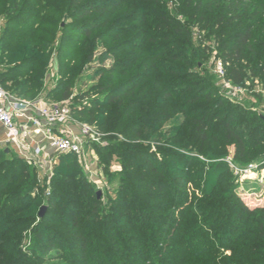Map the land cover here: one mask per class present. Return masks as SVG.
Returning <instances> with one entry per match:
<instances>
[{"label": "trees", "instance_id": "trees-1", "mask_svg": "<svg viewBox=\"0 0 264 264\" xmlns=\"http://www.w3.org/2000/svg\"><path fill=\"white\" fill-rule=\"evenodd\" d=\"M127 1L0 0V18L9 16L6 29L0 31V49L4 47V41H13L6 47H22L15 53V59L20 61L18 67H28L27 71L12 68V71L0 74V81L7 89L25 98H39L49 63L48 53L41 48L46 46V42L58 39L57 27L62 33L67 28L74 30V44L78 45L82 41L81 37L90 36L97 28L106 26L116 10L129 9ZM173 5L187 22L197 24L200 32L206 30L208 36L213 35L217 41L223 40L222 47H219L220 59L233 84L244 86L249 79H259L264 87V0H175ZM95 14L96 17L91 21L85 20ZM62 18L71 20L63 28L58 24ZM99 18L105 20L99 22ZM168 26L173 38L180 39L177 36L184 33L189 36V31L181 24L174 25L170 21ZM181 42L178 40L179 44ZM191 43V39H186L185 45L181 44L180 53L174 55V59L181 60L186 66L193 57L189 56L187 49ZM35 46L37 50L31 52ZM67 54L69 56L71 52ZM166 55L173 57L171 53ZM158 56H162L161 53L156 58ZM76 60L77 67L83 64L80 59ZM71 62L73 58L67 61L65 68L74 74L77 68L71 66ZM196 65L200 68L199 62ZM161 67L156 64L153 68L161 70ZM201 68L205 71L204 67ZM12 72L19 73L11 86L4 77ZM143 77L146 81H139L135 76L129 77L117 88L123 95L113 96L110 91L105 94L106 100L97 98L92 101L93 105L87 112L83 104L80 109L75 102H70L77 120L86 115V123L104 133L119 131L118 134L126 136V142H130L126 146L99 147L94 144L99 167L111 185L107 190L111 192L116 186V196L111 197L108 208L102 203L103 195L98 197L97 187L88 179L84 168L80 167L82 163L77 156L66 154L59 157L54 167V189L47 198V211L42 219L51 217L60 226L67 227L71 234L77 235V241H72L71 246L78 251L83 264L89 263L92 253L100 264H264V209H252L242 201L235 191L229 170L220 164L215 165L210 172L214 179L207 180L201 189L200 185H193L194 173L186 175L185 169L189 165L183 163L195 157L177 153L173 159L180 171L170 173L165 165H157L152 160L150 151L140 149L138 140L152 137L160 130L158 125L151 124L171 118L167 102L176 97L169 90L168 79L164 81L157 76L149 87V75ZM186 77L193 83L184 84L182 93L191 91V85H198V90L187 94L175 108L185 113V119L193 126L192 134L185 140L182 132L178 133L175 135V138H179L176 144L184 139L180 147L185 150L192 147L199 137L203 150L204 144L212 136L211 151H217L218 133L210 131L213 123L218 121L224 129L223 141L234 146V158H245L250 146L263 147L264 120L261 112L241 109L238 112L242 120L232 126L234 109L223 108L225 98L216 94L205 76L199 78L197 73L188 71ZM162 83L167 90L164 99L153 101L152 96ZM111 86V83H106L100 85L98 90L104 91ZM70 87L71 83H68L65 91L59 94L61 98L51 92L44 98L66 101L71 98ZM257 97L260 99L262 95ZM83 99L85 96L76 100ZM200 100L204 103L195 105ZM187 105L190 107L184 109ZM209 111L213 112L210 116ZM10 154L14 158L3 159V155ZM114 156L121 165L120 171L113 172L108 168ZM10 174L13 179L7 186L15 185L16 189L11 192L8 208L4 210L9 218L29 207L30 203L26 206L22 201L28 198L31 188L36 186L38 171L35 165L29 164L12 149L0 148L1 189ZM170 189L176 190L181 197L170 195ZM59 190L63 192L59 193ZM166 200L171 202L168 207L166 203H156ZM16 201V211H11ZM58 209L62 215L52 217ZM158 210L163 212L159 213ZM123 223L128 226L122 227ZM36 237L41 242L35 249L39 256L50 255L59 244L56 237L43 234H37ZM255 242L261 245L255 247ZM223 251L231 255L217 259ZM92 262L96 263L94 258Z\"/></svg>", "mask_w": 264, "mask_h": 264}, {"label": "rangeland", "instance_id": "rangeland-1", "mask_svg": "<svg viewBox=\"0 0 264 264\" xmlns=\"http://www.w3.org/2000/svg\"><path fill=\"white\" fill-rule=\"evenodd\" d=\"M89 1H105V0H89ZM137 1V0H136ZM165 1V2H164ZM173 1L175 0H162V2L138 0H128L127 7L116 10L110 17L106 26L103 28H97L90 36L81 37L80 44H74L76 33L71 28H67L64 33L57 27L58 39L46 42V46L41 48L44 52L48 53L49 63L46 76L43 81L42 90L39 93V98H44L48 92L52 94H62L65 91L68 83H71L70 93L71 98L66 101L75 102L80 109L83 108L87 112L92 107V101L97 98L106 100L105 94L112 91V95L121 94V90H117L120 84L124 83L129 77H138L139 81H146L143 76L148 77L149 87L153 85L157 76L162 77L166 81L169 80V90L173 92L176 97L167 102L168 110H171V118L164 122H155L151 125H158L160 130L152 137L147 139L141 138L137 142L140 144V149L148 150L151 153V158L157 165L166 166L170 173L180 171L179 167L175 165L173 157L177 153H185L192 157V160L183 162L188 164L189 168L185 169L186 175L193 174V185H200L202 189L207 180L214 179L211 175L215 165L220 164L224 169L229 170L234 181L235 191L237 195L246 203L250 208L260 211L264 209V144L263 147L250 146L247 156L243 159L234 158V146L231 144H225L223 141L224 129L219 125V122H214L212 130L218 133L217 151H211L212 136H210L207 142L204 144V149L201 150V140L196 138L192 147L188 149H182L180 143H183L188 136L192 133L191 124L185 119L184 112L177 110L182 98L189 93H195L198 90V85H191L192 90L187 93H182V87L184 84H191L193 80L186 77V72L192 71L197 73L198 77L205 76V80L215 88L216 94L226 100L223 108L226 110L234 109V122L232 126L238 125L242 120V116L239 114L241 109H253L254 111L264 114V94L257 92L263 86L259 79L248 80L247 83L239 85L242 88V94L236 95L222 85V80L217 76L215 72L216 63L220 59V49L222 47L223 40L217 41L212 35L208 36V32H200L199 27L195 23H189L181 14L174 9ZM46 14H44L45 17ZM9 16H3L0 18V31L6 29V19ZM96 17V14L91 18H86V21H91ZM105 18L98 21H104ZM68 19H60L59 26L64 27L66 22H70ZM172 21L174 25H183L189 31V36L185 33L179 34L180 39L173 38L171 36V28H169V22ZM75 23V22H74ZM82 23V22H81ZM47 29H51L46 26ZM12 29V28H10ZM65 34L66 36H64ZM63 36L66 39L62 40ZM191 39L190 47H187L189 56L192 57L190 63L186 66L181 60L174 59V55L180 53V49L185 45V40ZM179 41H182L180 44ZM13 41L6 40L3 42L4 47L0 49V74L3 75L8 71H12V68H19V71H27L28 67H18L19 59H15V53L19 52L22 47H6ZM49 45V46H48ZM38 47H32L31 52L37 50ZM16 49V50H15ZM68 52L71 54L68 56ZM161 53L162 56L157 54ZM171 53L173 57H169L166 54ZM67 58V59H65ZM71 62V66L77 68L75 73L68 72V68H65L67 61ZM76 58L80 59L83 64L76 65ZM12 59L10 62L9 60ZM17 61V62H15ZM161 62L165 67L159 65ZM199 62L200 68L196 65ZM161 67L153 68L155 65ZM17 66V67H16ZM70 66V67H71ZM172 67V68H171ZM201 67H204L205 71ZM115 69L113 72L108 70ZM74 71V69H72ZM13 74H6L5 81H8L12 86L16 75L19 73L12 72ZM2 78V76H0ZM163 82V81H162ZM111 83L112 86L104 91H99L100 85ZM236 85V84H235ZM164 85L153 94L152 100L164 99L165 90ZM117 90V91H116ZM123 95V94H121ZM257 95H262V98H258ZM85 96V99L77 101L76 99ZM61 98V96H56ZM74 99V100H73ZM128 99V98H127ZM204 103L200 100L195 105H201ZM190 107L187 105L184 109ZM78 108V109H79ZM214 111V110H213ZM199 112L195 113L197 115ZM213 112L209 111L208 116ZM87 116L78 119L81 123H86ZM240 120V121H238ZM220 121V120H219ZM88 124V123H86ZM100 133L99 141L96 142L99 147H106L108 145H121L126 146L130 142H126V136H122L119 131L103 132L91 125ZM115 132V133H114ZM182 132L183 138L180 143L176 144L179 138H175V135ZM126 142V143H124ZM122 145V146H123ZM91 146H94L91 144ZM262 148V149H261ZM109 151V150H108ZM97 155L95 148L90 153ZM91 155V154H90ZM98 156V155H97ZM5 158H14L12 154L3 155ZM99 158V157H98ZM99 160V159H98ZM30 164V163H29ZM183 164V167H184ZM32 165V164H31ZM34 165V164H33ZM251 165H256L250 171H246ZM38 171V181L36 186H33L30 191V195L26 200H23L26 206L30 203L29 207L24 208V211L11 215H5V209L8 208V198L11 196V192L16 189L15 185L7 186L8 182L12 180L10 174L4 183V188L1 189L0 180V264H81L83 259L72 245V241H77V235H73L69 232L67 227H62L60 224L53 220L51 217L43 220L39 216V212L43 206H47V198L53 193V177L56 170H48L42 166L35 165ZM64 167V166H61ZM84 168L83 164L80 166ZM79 169H82L80 168ZM111 171H120L121 165L114 156L112 160ZM65 170V168H63ZM85 170V169H84ZM85 173L88 179L97 187L98 192L101 191L103 195L102 203L107 205L110 203L111 197L116 196V186L112 185L113 189L109 192L107 189L111 186L108 178L104 176L102 178L104 186L99 187L93 181L89 174ZM58 174V173H57ZM62 190H59V193ZM173 197H181L180 194L174 189L168 190ZM186 199V197H183ZM61 201V198H58ZM17 201L11 207V211H16ZM41 203V206L39 205ZM167 207L171 204L169 200L165 202ZM177 204V203H175ZM179 204V203H178ZM162 213L163 210H158ZM62 215L61 210L53 212L52 217ZM151 217V216H150ZM152 218V217H151ZM15 219V220H14ZM11 220V221H10ZM14 220V222L12 221ZM128 224L123 223L122 227H127ZM37 234L49 235V237L57 239L58 246L54 252L50 255L39 256L35 250L39 247L41 242L37 240ZM116 239V237H112ZM70 243V244H69ZM254 245H261L260 242H255ZM254 248V247H253ZM256 253V252H254ZM263 253V252H258ZM61 255L62 257H57ZM226 255H231L230 252H221L217 259H222ZM89 260L88 264H93L92 260L95 259V264H100L94 257ZM83 264V263H82Z\"/></svg>", "mask_w": 264, "mask_h": 264}, {"label": "built area", "instance_id": "built-area-1", "mask_svg": "<svg viewBox=\"0 0 264 264\" xmlns=\"http://www.w3.org/2000/svg\"><path fill=\"white\" fill-rule=\"evenodd\" d=\"M215 72L225 90L236 95L242 88L227 77L225 64L216 63ZM257 92L264 94V87ZM100 133L90 124L79 122L69 101L30 99L5 87L0 81V148L12 149L30 164L54 169L61 155L74 154L99 187L104 186L98 156L91 150ZM91 154V155H90ZM257 166L251 165L246 171Z\"/></svg>", "mask_w": 264, "mask_h": 264}, {"label": "water", "instance_id": "water-1", "mask_svg": "<svg viewBox=\"0 0 264 264\" xmlns=\"http://www.w3.org/2000/svg\"><path fill=\"white\" fill-rule=\"evenodd\" d=\"M261 118L264 120V114H261ZM101 196V191L98 192V197ZM47 211V206H43L39 212V216L42 218L44 217L45 213Z\"/></svg>", "mask_w": 264, "mask_h": 264}]
</instances>
